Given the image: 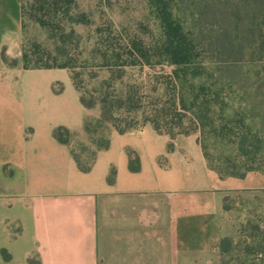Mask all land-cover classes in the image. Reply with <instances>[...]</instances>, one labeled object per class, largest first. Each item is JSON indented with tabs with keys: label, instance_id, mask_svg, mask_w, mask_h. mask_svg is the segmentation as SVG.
Instances as JSON below:
<instances>
[{
	"label": "crops",
	"instance_id": "obj_1",
	"mask_svg": "<svg viewBox=\"0 0 264 264\" xmlns=\"http://www.w3.org/2000/svg\"><path fill=\"white\" fill-rule=\"evenodd\" d=\"M22 31L21 0H0V264H209L225 193L264 191V173L222 179L196 136L151 126L137 132L154 143L130 149L137 170L111 134L83 172L54 131L85 140L90 111L67 70L7 66Z\"/></svg>",
	"mask_w": 264,
	"mask_h": 264
},
{
	"label": "trees",
	"instance_id": "obj_2",
	"mask_svg": "<svg viewBox=\"0 0 264 264\" xmlns=\"http://www.w3.org/2000/svg\"><path fill=\"white\" fill-rule=\"evenodd\" d=\"M146 2L160 27L158 38L153 34L142 36L139 31L118 25L110 16L96 20L80 10L77 0H31L33 17L49 29L54 48L29 41L23 44L20 59L11 63L3 53L4 61L9 67L23 70H67L85 109L101 106V117L95 124L88 116L84 122L97 154L110 147V134H98L107 125L122 135L151 126L171 139L200 133L198 142L207 165L222 179L264 173V116L257 113L261 119V127L257 128L250 122L245 106L249 103L246 91L249 93L251 88L258 95L252 99L264 98V78L257 75L256 81H250L249 73L244 72L247 61L252 64L260 54L264 55V0H219V9L207 0ZM21 6L25 32L24 0ZM207 22L218 28H207ZM140 26L150 31L146 24ZM90 66L102 70L138 67L147 70L154 85L149 89L143 86V91L137 86L143 92L141 98H137L135 87H126L123 81L113 87L114 91L106 89L108 81L90 90L85 83ZM237 88L244 91L239 96L238 109L233 105ZM117 113L126 114V118L119 119ZM54 136L69 144L74 134L59 127ZM211 138L222 141L225 152L214 153ZM173 149L174 145L169 144L168 151ZM72 154L79 168L88 172L90 165L83 164L74 149ZM134 161L139 159L130 151L131 169L137 170ZM250 230L251 241L246 248L264 264V231L258 226ZM232 243L229 238L221 241L223 253L230 251ZM3 256L10 259L6 250Z\"/></svg>",
	"mask_w": 264,
	"mask_h": 264
},
{
	"label": "rangeland",
	"instance_id": "obj_3",
	"mask_svg": "<svg viewBox=\"0 0 264 264\" xmlns=\"http://www.w3.org/2000/svg\"><path fill=\"white\" fill-rule=\"evenodd\" d=\"M207 1L210 4L216 3L218 6L217 9L221 8L219 0ZM30 2L31 0H24V3L27 7L26 29L25 32L22 31L20 46L10 49L9 53L7 54V59L11 63L14 60L20 59L22 57V47L26 42L36 41L46 48H54V42L50 37L49 29L40 26V24L36 22L33 17L34 11L31 10ZM77 2L80 10L91 14L96 20H99L102 17L108 18L110 16L115 22L118 23V25L122 24V26L125 28L139 31L140 35L142 36L147 37L148 35L152 34L156 36V38L160 36V27L154 16L151 14L146 0H77ZM140 23L146 24L150 31H148V29L143 30L144 27H141ZM206 25L207 28L210 29L211 27L218 28L217 25L211 26L210 22H207ZM119 27L120 29L122 28L121 25ZM263 56L264 55L260 54V57L258 56L259 60L252 64L248 63L249 61H247L244 67V72L249 73V76L251 77L250 81H256L257 78H259L257 75H259L261 78H264V59L262 60ZM166 69L169 70L170 67L166 66ZM89 70V74L85 76V83L88 85L90 90L97 89L101 85L102 81H108V86L106 89L108 91H114L113 87L117 86L120 81H123L126 87H135L134 90L135 92L137 91V98H141L143 95V86H146V88L149 89V87L154 85L150 81L151 77L147 76V70L142 71L138 67L102 70L100 67L90 66ZM137 86H141L142 91L140 88H136ZM60 87L63 88V83L57 82L55 89L59 90L58 88ZM237 89L238 90L233 97V105L236 109H238L240 106L239 96L242 95V93L244 94V91L242 92L239 90V88ZM246 94L249 95V103L244 105L247 109H249L251 117L250 122L253 123V125H255L257 128H260L261 126L258 123L261 119L259 120L257 118L259 116L257 113L261 112L262 116H264V98L258 97L252 99L253 96H258L255 92V88L249 89V93L246 91ZM89 111L90 114L88 117L95 124L101 117L100 104H97L93 109H89ZM115 115L119 119H122L126 116L124 113H117ZM98 134L106 136L110 134V137L112 134L114 137L112 138L114 141L115 152L120 154L121 151H125L127 154H129V158L131 148L135 146L142 147L154 143L152 138L153 136H151L148 131H144V133L132 131L121 135L115 130V128L107 125L105 128L100 129ZM191 136H196L197 139H199L201 134L197 133ZM71 141H74V151L80 157L82 163L91 165L95 158V154H97V146L94 144L91 136H89L86 132L85 140H83L81 136L74 135ZM209 143L211 145V149L214 148V153L217 155L220 152H225L226 150L224 143L218 139L211 138ZM137 163V161H134L133 166L137 167ZM220 225L223 232V237L213 245L209 253V264H261L259 258L257 259L254 253H250V250H247L246 243L251 241L248 237L252 233L250 230L251 227L258 226L262 231H264V191L226 192L223 200V212L220 218ZM224 238H229L233 241L231 249L228 253H223L221 249V241Z\"/></svg>",
	"mask_w": 264,
	"mask_h": 264
}]
</instances>
